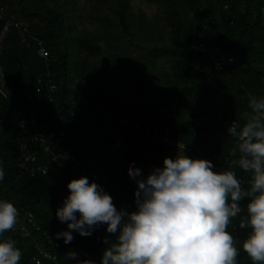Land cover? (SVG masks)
<instances>
[{"label": "trees", "instance_id": "1", "mask_svg": "<svg viewBox=\"0 0 264 264\" xmlns=\"http://www.w3.org/2000/svg\"><path fill=\"white\" fill-rule=\"evenodd\" d=\"M0 5L4 18L25 21L36 37L27 38L26 45L11 29L0 53L8 86L0 93V200L17 208L16 224L25 223L31 232L22 236L14 226L0 242L15 241L19 264H35L36 241L57 255L41 264H76L66 258L69 252L80 261L100 264L107 247L104 238L115 240L104 224L90 236L72 231L74 238L67 244L57 238L68 228L56 211L69 195L67 184L80 178L70 162L52 161L51 153L33 145L38 154L28 165L45 163L48 170L28 179L19 173L14 135L20 128L12 104L24 87L35 86L43 71L49 70L56 84L55 100L49 101L42 88L24 103V110L53 119L63 135L52 151L73 152L88 171L84 177L96 179L118 210H136L137 184L129 167L146 177L163 167L165 157L177 154L167 143H147L142 127L160 132L166 126L172 138L202 148L209 156L204 158L222 170L251 177L232 164L240 153L227 128L233 120L244 123L250 95L264 97V0H0ZM37 40L50 53L48 68L37 54ZM212 56L223 59L221 69L214 67ZM121 77L131 81V93L123 91ZM246 216L238 214L226 229L235 240L237 264H253L242 247L251 232L240 227Z\"/></svg>", "mask_w": 264, "mask_h": 264}, {"label": "clouds", "instance_id": "2", "mask_svg": "<svg viewBox=\"0 0 264 264\" xmlns=\"http://www.w3.org/2000/svg\"><path fill=\"white\" fill-rule=\"evenodd\" d=\"M248 107L244 123L233 120L227 128L240 153L232 164L251 173L247 190L235 171H214L211 161L190 158L183 148L146 177L129 167L128 175L137 184L135 211L118 210L103 187L87 177L72 179L69 195L56 211L68 231L57 233V238L67 244L74 238L72 231L90 236L104 224L115 240L104 238L107 247L100 264H237L235 240L226 229L247 198V216L240 227L251 232L242 247L253 264H264V97L250 95ZM3 177L0 167V180ZM18 215L11 202L0 200V237L14 228ZM66 258L95 264L78 260L75 252ZM20 259L14 240L0 242V264H19Z\"/></svg>", "mask_w": 264, "mask_h": 264}, {"label": "built area", "instance_id": "3", "mask_svg": "<svg viewBox=\"0 0 264 264\" xmlns=\"http://www.w3.org/2000/svg\"><path fill=\"white\" fill-rule=\"evenodd\" d=\"M5 8L0 5V18H4ZM27 23L23 20L15 21L12 18H4L3 23L0 27V53L3 49V42L5 37L11 29H15L21 40L26 42V45H30L28 39H35V35H31L27 29ZM28 38V39H27ZM37 54L44 61L45 66L48 68V60H49V51L44 46L42 40H37ZM213 57V56H212ZM214 58V67L216 69H221L224 66V61L221 57H213ZM51 73L49 70L41 72L37 78L35 86H26L20 92L18 98L15 100L13 104V113L14 118L17 119L18 126L20 128L14 135V139L17 142L15 144L17 148V153L20 156L18 170L19 173L24 177V179H28L30 176L34 175L36 171H40L41 173H46L48 170V165L45 163L37 164L36 166H29L28 164L34 162L36 160V154L33 152V145L40 146L42 151L45 153H51L52 161H57L59 159H64L70 162L74 167H77V173L81 176L88 175V171L85 166L80 164L79 160L75 156V154L69 150H57L52 151V147L61 141L63 131H58L56 126L54 125L53 119H39L34 114H27L23 108L24 103L30 102L35 97V92L40 91L44 88L45 95L49 101H52L56 92V84L50 77ZM7 79L5 69L2 64H0V93L5 94L7 91ZM42 91V90H41ZM137 125V124H136ZM143 131L146 133V142L152 144H160L167 143L170 147L171 151H182L184 148V154L193 159H204L209 158L208 155H204V151L202 148L194 147L192 145H188L183 141L176 140L171 137L170 129L168 127H164L162 131H150L149 127H142ZM27 131L29 134H27ZM214 171L223 172L228 170H222V166L217 163H213ZM230 170V169H229ZM234 171V170H232ZM25 172H28L27 175H23ZM236 173V172H235ZM237 179L241 182V185L249 184V180L251 177H243L236 173ZM95 182L98 184L96 179H93L91 182ZM99 185V184H98ZM249 201L240 203L242 208L241 213L247 212V204ZM240 214V213H239ZM28 220H32V215L30 212L27 213ZM35 228L38 226L33 223ZM15 229L22 236H29L30 229H28L25 223H19L15 225ZM50 239V238H49ZM48 239V240H49ZM52 244L59 245L57 239L50 240ZM34 254L32 259L35 264H41L44 259L55 260L57 258L56 253H54L50 247L44 243L43 241L34 243ZM72 264V263H67Z\"/></svg>", "mask_w": 264, "mask_h": 264}, {"label": "rangeland", "instance_id": "4", "mask_svg": "<svg viewBox=\"0 0 264 264\" xmlns=\"http://www.w3.org/2000/svg\"><path fill=\"white\" fill-rule=\"evenodd\" d=\"M82 0H80L81 2ZM145 4H142V6H144ZM151 8V7H149ZM144 9V8H143ZM145 10L148 11V12H151L152 9H148L146 6H145ZM73 66V65H72ZM120 81H121V86H122V89L125 93H131L132 92V83L131 81L129 80V78L127 77H121L120 78Z\"/></svg>", "mask_w": 264, "mask_h": 264}, {"label": "bare ground", "instance_id": "5", "mask_svg": "<svg viewBox=\"0 0 264 264\" xmlns=\"http://www.w3.org/2000/svg\"><path fill=\"white\" fill-rule=\"evenodd\" d=\"M19 38V37H18ZM47 49V48H46ZM210 57V56H209ZM1 60V59H0ZM49 64V63H48ZM44 67V66H43ZM53 80V79H52ZM42 91H43V89H42ZM43 94V93H42ZM3 95V94H2ZM7 96V95H6ZM16 99V98H15ZM14 100V99H13ZM55 100V99H54ZM13 105V104H12ZM27 109V108H26ZM25 109V110H26ZM12 112V111H11ZM29 113V112H28ZM122 113V112H121ZM104 114V113H103ZM89 115V114H88ZM126 116V115H125ZM124 116V117H125ZM39 117V116H38ZM107 117V116H106ZM111 117V116H110ZM102 118V117H101ZM112 118V117H111ZM119 118V117H118ZM116 119V118H115ZM104 120V119H103ZM106 121V120H105ZM114 121V120H113ZM130 121V120H129ZM118 122H120V120H118ZM123 122V121H122ZM111 123V122H110ZM127 123V122H126ZM92 124H94V123H92ZM106 124H107V122H106ZM131 124V123H130ZM95 126V125H94ZM97 126H98V124H97ZM111 125H109V127H110ZM125 127V126H124ZM98 128V127H97ZM97 128H96V130H97ZM162 128V127H161ZM58 129V128H57ZM110 129H111V127H110ZM140 129H142V128H140ZM112 130V129H111ZM117 130V129H116ZM158 130V129H157ZM156 130V131H157ZM159 130H160V128H159ZM142 131V130H141ZM63 135V134H62ZM183 140V139H182ZM186 142V141H185ZM188 142V141H187ZM161 144V143H160ZM16 148V147H15ZM38 154V153H37ZM36 154V155H37ZM205 159V158H204ZM41 162V161H40ZM39 163V162H38ZM35 165V164H34ZM49 167V166H48ZM234 170V169H233ZM40 173V172H39ZM101 176V175H100ZM102 184V183H101Z\"/></svg>", "mask_w": 264, "mask_h": 264}]
</instances>
